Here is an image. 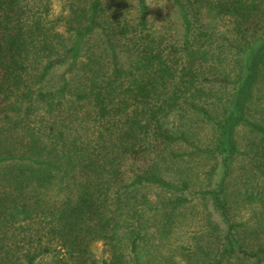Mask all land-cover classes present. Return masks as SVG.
<instances>
[{
    "label": "trees",
    "instance_id": "1",
    "mask_svg": "<svg viewBox=\"0 0 264 264\" xmlns=\"http://www.w3.org/2000/svg\"><path fill=\"white\" fill-rule=\"evenodd\" d=\"M60 1L0 0V264H264V0H169L174 26L148 0ZM188 156L222 164L213 186ZM201 200L196 247L171 244Z\"/></svg>",
    "mask_w": 264,
    "mask_h": 264
},
{
    "label": "rangeland",
    "instance_id": "2",
    "mask_svg": "<svg viewBox=\"0 0 264 264\" xmlns=\"http://www.w3.org/2000/svg\"><path fill=\"white\" fill-rule=\"evenodd\" d=\"M148 1L150 3L151 15L155 17V20H157L156 23L159 26L167 25L169 20L173 22L174 26L177 17L174 5L169 0ZM54 6V10L57 13L63 11V6L61 5L60 0H55ZM259 95L260 94L258 93L255 98L256 102L252 107L251 116L253 115V117L261 116L259 114ZM211 131V128H209L207 125H204L200 136L205 138L211 133ZM249 137L250 133L247 129L240 128L238 130L237 138L239 139L240 143L246 144ZM187 160L190 162L191 166H195V173H199V177L197 179L199 183L196 186H192L194 191L200 189L201 185L210 187L213 186L222 174V164H220L214 158H207L205 156H188ZM231 170L232 172L228 183L231 205L235 210L234 212L237 213L238 220L241 222H246V226H251V223L255 220L253 210L254 207L252 204L245 202L243 198L246 197L245 193L247 189L250 191L257 185V172L250 163L249 158H245L242 155L237 156ZM211 209L212 207L209 202L203 200L197 202L196 209L192 213L189 211V216L185 218L183 226L170 238L171 240L169 242H171V244L174 242H180L181 244H187L195 248L196 246L194 237L203 234ZM243 232L245 233L244 236L247 237V240L252 238L254 244L258 242V238L254 237V235H249V233H246V230H243ZM101 248L102 244L101 242H98L95 245L94 250L99 254L101 252ZM234 262L235 264H247L242 259L234 260Z\"/></svg>",
    "mask_w": 264,
    "mask_h": 264
}]
</instances>
